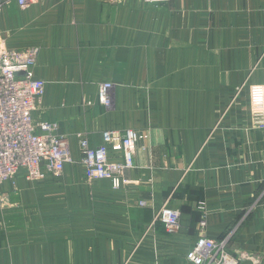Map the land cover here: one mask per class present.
<instances>
[{
    "label": "crops",
    "instance_id": "0c3cea01",
    "mask_svg": "<svg viewBox=\"0 0 264 264\" xmlns=\"http://www.w3.org/2000/svg\"><path fill=\"white\" fill-rule=\"evenodd\" d=\"M0 48L38 50L34 119L57 125L75 162L0 187V264H190L203 218L206 237L264 264V128L251 116L264 96V0H5ZM128 129L142 139L127 184L89 181L77 135L96 147ZM165 204L180 212L177 232L152 225Z\"/></svg>",
    "mask_w": 264,
    "mask_h": 264
},
{
    "label": "built area",
    "instance_id": "2783aa9c",
    "mask_svg": "<svg viewBox=\"0 0 264 264\" xmlns=\"http://www.w3.org/2000/svg\"><path fill=\"white\" fill-rule=\"evenodd\" d=\"M20 10H27L38 0H14ZM170 0H146L166 3ZM5 0H0V12ZM37 49L0 48V187L15 184L18 176L30 182L46 176L60 177L74 163L70 141L58 133L56 124L36 122L34 114L45 96V83L34 69ZM113 85L101 84L99 101L110 106ZM251 116L254 127L264 128V96L253 100ZM80 165L89 181L107 180L113 189L127 184L125 173L134 167V154L142 135L133 129L124 132L107 130L101 143L93 147L86 134H78ZM0 191V202L5 204ZM142 206L145 204L142 202ZM200 209H204L203 206ZM161 223L170 233L180 229V212L163 205L155 214L152 225ZM206 220L200 221V233L195 246L187 255L190 264H242L228 252V239L214 240L205 236Z\"/></svg>",
    "mask_w": 264,
    "mask_h": 264
},
{
    "label": "rangeland",
    "instance_id": "374dc122",
    "mask_svg": "<svg viewBox=\"0 0 264 264\" xmlns=\"http://www.w3.org/2000/svg\"><path fill=\"white\" fill-rule=\"evenodd\" d=\"M28 9H29V8H28ZM28 9H27V10H28ZM74 163H75V162H74ZM74 163H72V164H74ZM72 164H69V165H72ZM69 165H68V166H69Z\"/></svg>",
    "mask_w": 264,
    "mask_h": 264
}]
</instances>
